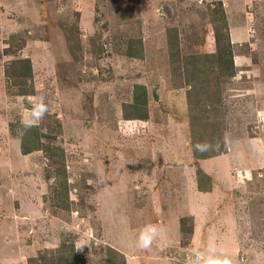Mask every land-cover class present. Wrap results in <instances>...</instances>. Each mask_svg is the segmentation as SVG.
Returning a JSON list of instances; mask_svg holds the SVG:
<instances>
[{"label":"rangeland","instance_id":"obj_1","mask_svg":"<svg viewBox=\"0 0 264 264\" xmlns=\"http://www.w3.org/2000/svg\"><path fill=\"white\" fill-rule=\"evenodd\" d=\"M218 9L236 75L222 77L216 113L227 149L198 160L213 180L199 192L184 67L214 50ZM131 39L143 40L144 58L126 55ZM20 58L32 61L34 94L8 85ZM137 83L150 118L130 128L123 105ZM40 96L49 112L38 126L65 149L69 209L56 201L50 159L24 154L11 124ZM201 121L208 145L212 116ZM149 224L159 236L142 250L136 237ZM210 240L232 264H264V0H0V264H51L42 259L63 243L88 264H107L108 246L127 264H185Z\"/></svg>","mask_w":264,"mask_h":264},{"label":"trees","instance_id":"obj_2","mask_svg":"<svg viewBox=\"0 0 264 264\" xmlns=\"http://www.w3.org/2000/svg\"><path fill=\"white\" fill-rule=\"evenodd\" d=\"M220 13L221 28L216 29L213 43L214 50L204 53L192 54L191 61L184 67V83L191 85L192 89L188 93V101L190 104V111L188 115V122L193 134L191 139V146L195 158H197L196 167V183L199 192H209L212 190L213 180L211 176L205 173L198 160L216 157L224 153L227 149L226 138L224 132L223 120L216 118V113L221 111L217 106L220 103L221 84L226 78H231L236 75V66L234 61V50L228 32L227 18L222 9L216 11ZM222 29V30H221ZM224 29V31H223ZM222 31V33H221ZM173 37L177 36V31L172 32ZM169 53H171L173 66L177 67L176 63L180 61V50L174 47L170 42ZM144 43L142 39H131L129 41L126 55L131 58H144ZM180 68H175V70ZM176 70V71H177ZM8 85H13L19 88L21 95L34 94L35 85L33 64L30 58H20L13 60L11 66L8 68ZM222 77H226L223 81ZM183 80V79H182ZM222 81V82H221ZM217 84V86L215 85ZM214 85L215 94L211 96L207 94L206 89L210 85ZM209 98V99H208ZM206 102L210 103L209 110L206 107ZM149 93L146 85L135 84L133 89V97L129 103L123 105L124 120L127 121L128 127L138 123L147 122L150 118L149 114ZM209 113L212 116V121L207 122L212 129V137L210 143L206 145L208 150L197 151L195 146L204 142L202 133L205 125L204 120ZM16 130L17 136L20 139L21 151L24 154H29L34 151H43L50 159V168L56 169V181L58 189L56 191V201L58 205L70 208V189L68 179V169L65 163V149L59 145L55 140L51 131L44 132L40 126H36L23 131L21 124L11 123ZM61 127V123H60ZM46 140V141H43ZM219 147H217V146ZM51 176V172L47 173ZM185 219H181V224L185 235L182 239L189 236V232L184 227ZM186 223V221H185ZM191 231L193 228H190ZM56 253V254H53ZM107 264H127L126 257L113 247L108 246L106 249ZM43 261H49L51 264H88L87 261L77 254L75 246L63 243L51 256H44ZM35 261L34 259L30 262ZM46 264V263H42Z\"/></svg>","mask_w":264,"mask_h":264},{"label":"clouds","instance_id":"obj_3","mask_svg":"<svg viewBox=\"0 0 264 264\" xmlns=\"http://www.w3.org/2000/svg\"><path fill=\"white\" fill-rule=\"evenodd\" d=\"M44 99L43 96H40L39 102L33 103L28 110V114L21 117L20 124L24 132L38 126V122L42 121L44 116L49 112L48 105L44 102ZM195 148L197 151L201 152L208 150L206 145L199 143ZM158 236L159 229L157 226L151 224L146 225L139 230L135 246L142 250L150 249ZM215 252V245L210 240L206 251L193 249L186 258L185 264H232L230 259L227 257H218L215 255Z\"/></svg>","mask_w":264,"mask_h":264}]
</instances>
